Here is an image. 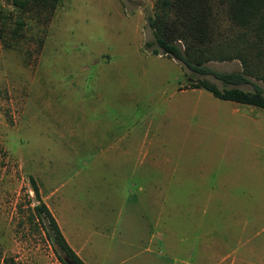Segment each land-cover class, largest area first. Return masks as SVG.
<instances>
[{"label": "rangeland", "instance_id": "374dc122", "mask_svg": "<svg viewBox=\"0 0 264 264\" xmlns=\"http://www.w3.org/2000/svg\"><path fill=\"white\" fill-rule=\"evenodd\" d=\"M159 4L60 0L23 11L0 0V264H62L31 177L40 198L53 189L91 207L158 193L149 229L163 220L171 255L264 264V108L192 87L180 60L152 53L148 15ZM211 5L220 43L237 27L224 2ZM205 64L242 68L237 58ZM131 140L129 158L115 151ZM136 161L149 181L129 176Z\"/></svg>", "mask_w": 264, "mask_h": 264}, {"label": "trees", "instance_id": "16d2710c", "mask_svg": "<svg viewBox=\"0 0 264 264\" xmlns=\"http://www.w3.org/2000/svg\"><path fill=\"white\" fill-rule=\"evenodd\" d=\"M5 1L27 11L52 9L60 0ZM221 1L226 6L231 26L237 27L231 37L220 43L214 41L211 0H160L154 16L148 15L154 38L145 43L152 53L174 57L190 69L196 75L190 82L192 87H202L221 99L264 108V0ZM212 45L216 49L211 48ZM234 58L241 62V69L220 71L205 64L211 59ZM209 73L222 83V87L205 76ZM239 84H250L252 88L245 89ZM31 180L38 200L35 209L47 220L48 235L58 259L62 264H67L64 257L75 264H86L67 243L54 216L39 197L32 177Z\"/></svg>", "mask_w": 264, "mask_h": 264}, {"label": "crops", "instance_id": "0c3cea01", "mask_svg": "<svg viewBox=\"0 0 264 264\" xmlns=\"http://www.w3.org/2000/svg\"><path fill=\"white\" fill-rule=\"evenodd\" d=\"M138 149V144L131 140L117 146L115 151L129 158V153ZM148 171V165L136 161L128 174L135 180L145 177L149 181ZM150 182L163 184L164 181L154 178ZM54 195V190L49 189L40 196L69 246L86 264H192L189 248H185L187 256L184 258L173 256L172 251L166 249L168 241L163 220L160 224L157 218L154 228L149 229L148 216L154 211L150 210V201L161 199L164 204L158 193L118 195L116 198L122 199L123 204L119 207L105 203L103 196L97 197L100 201L91 207L73 193ZM187 214L192 215V211L189 209Z\"/></svg>", "mask_w": 264, "mask_h": 264}, {"label": "water", "instance_id": "95a60500", "mask_svg": "<svg viewBox=\"0 0 264 264\" xmlns=\"http://www.w3.org/2000/svg\"><path fill=\"white\" fill-rule=\"evenodd\" d=\"M64 259L66 260L67 264H75L72 261H70L69 259H67L66 257H64Z\"/></svg>", "mask_w": 264, "mask_h": 264}]
</instances>
